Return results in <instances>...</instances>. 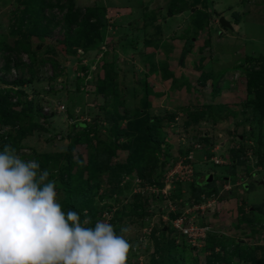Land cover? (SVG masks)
Instances as JSON below:
<instances>
[{"label":"rangeland","instance_id":"374dc122","mask_svg":"<svg viewBox=\"0 0 264 264\" xmlns=\"http://www.w3.org/2000/svg\"><path fill=\"white\" fill-rule=\"evenodd\" d=\"M27 1L0 0V44L16 48L17 44H25L36 52L34 62L27 51L0 49V92L8 91L12 102L20 98L37 99L41 107L44 94L50 106L58 108L63 104L66 111H54L47 119L50 130L36 129L25 139L26 146L33 148L38 156L51 155L50 158L65 166L69 163L63 157L68 146L79 143L73 154L71 176L77 180L75 161L79 157L84 162L89 159V153L100 142L96 134L107 143L113 140L112 124L103 121L95 126L96 116L103 118L115 110L125 115L124 107L131 116L141 112L140 116L150 117L166 143L159 159L165 161L161 169L163 186L129 175V179L126 177L120 183L124 188H118L104 174L100 177V188L94 189L93 201L81 211L87 210L89 214L92 208L97 209L101 211L97 220H106L115 228L130 229L125 237L134 247L129 250L126 264H151L153 257L159 258L158 246L166 249L167 241L173 238L183 253L181 257H186L185 264H206V256L212 251L207 249L208 242L214 237L226 244L243 239L241 247L261 258L264 148L260 153L258 141L248 138L252 132L258 136L259 126L249 118L250 94L245 71L253 65L246 59L248 56H264V0H71L75 10L84 11L95 5L106 7L107 25L101 31L102 39L94 38L88 46L69 45L65 40L64 18L69 0H47L44 22L49 26V35H28L29 24L26 21L23 25L21 21ZM172 9L176 11L171 12ZM235 13L240 14L238 20ZM221 16L232 27L224 26ZM200 18L208 20L201 29L195 25ZM200 53L209 59L202 68H195ZM104 60L113 62L119 69L114 79L107 77L108 72L102 66ZM7 63L9 69H5ZM202 70H212L220 86L230 87L222 91L220 98L226 108L221 117L215 119L207 112L196 124L185 127L191 114L206 110L208 103L215 105L211 97L212 79L206 85L197 80ZM56 74L58 77L52 78ZM20 75H32V82L22 86L8 82ZM51 87L54 90L46 93ZM21 91L25 92L23 96ZM170 113L176 117L168 124L163 118ZM34 119L38 120L36 114ZM78 122H88V129L80 125L73 131ZM128 122L129 119L123 118L117 124L122 129ZM73 133L78 138L89 134L93 144L77 142L69 137ZM262 135L264 139V129ZM119 138L120 143L134 141L126 135ZM196 138L204 139L206 145L192 149ZM242 144L246 149L241 159L246 162L238 168L236 180L230 179L229 167L214 162L222 158L227 164V157ZM210 153L216 156L215 161L209 157ZM127 155L128 151L121 149L114 160L124 161ZM209 174L214 175V180L200 188L197 201L191 194L195 181L206 185ZM67 176L69 179L70 174ZM244 183H251L252 188L249 190ZM210 187L218 191L209 194ZM138 193L142 197H135ZM66 198L67 192L62 188L59 203L63 204ZM135 200L144 204L147 215L120 219L121 212L133 208ZM199 200L204 202L203 209L196 208ZM172 213L176 216L172 217ZM183 218L197 221L198 229L191 231L193 236L183 234L180 221ZM233 260L239 259L233 257Z\"/></svg>","mask_w":264,"mask_h":264},{"label":"trees","instance_id":"16d2710c","mask_svg":"<svg viewBox=\"0 0 264 264\" xmlns=\"http://www.w3.org/2000/svg\"><path fill=\"white\" fill-rule=\"evenodd\" d=\"M26 3L27 6L23 10V13L21 15V21L22 24H25L26 21L28 22V35H33L36 33L41 36L49 35V26L45 25L44 22V11H46L45 9L48 3L47 0H28ZM36 7H38V11L35 10ZM66 7L68 8V10L64 19L67 28L64 32L65 40L69 45L73 44L88 46L89 43L94 40V38L99 39L102 37L101 31L107 25L105 6L95 5L93 7L85 8L84 11H82V9L75 10L74 2L69 0V4ZM174 11H176V9L171 10V12ZM152 13L155 14V11H152ZM235 15L237 16L238 20L240 14L235 13ZM207 23L208 20H204L202 18L195 21V25H197L200 29L206 26ZM22 24L21 26H19V28L24 25ZM21 45L17 44L16 48L11 47L10 45L0 44V49L9 48V51L11 52H16L18 51L17 49H20L21 51H27V53H30V57L35 62L36 52L29 50L28 45ZM199 51H202V49H200ZM208 59L209 58L204 57L200 53L198 56H196L195 68H202L204 65L207 64L206 62L208 61ZM246 59L248 60V62L253 64L252 67L248 68L245 71V75L247 78L246 88L247 92H249L250 94V98L247 101V104L251 108V116H249V118L254 122V124L257 123L259 126L258 136H256L255 133L252 132L248 136V138L256 139L258 141V151H260L261 153V150L264 148V139L262 135V129H264V56H248ZM53 63L58 66L57 62ZM102 64L103 68L108 72L107 77H111L112 79H114L115 75H117V73L119 72V69L117 68L116 64H114L113 62H105V60ZM210 64L212 65L211 61ZM9 66L10 65L7 63L5 65V69H9ZM1 69H3V67ZM98 73L99 72H96L97 76ZM213 76L214 73L212 70H202L201 75L197 78V80L201 83V85H206L208 83V80L212 79L211 97L213 99L212 102H214L215 105H213V103H208V105H206V110L196 111L191 114L190 118H188L184 124L185 127H190V125L196 124L201 117L205 116L207 112L214 116L215 119L223 115L224 109L226 108V104L225 102L221 101L220 98L222 97V91L224 89H230V87H228L227 85L225 87L224 84L220 86L218 82L214 80ZM57 77L58 74H56V76L52 78ZM32 78V75L31 77L20 75L19 77L8 80V82L22 86L25 83L32 82ZM53 90L54 88L51 87L50 89L46 90V93H50ZM20 93H22L21 96L25 94V92L23 91H21ZM11 96L12 95H9L8 91L3 92V94L0 92V126H9V129L6 134L0 133V151L3 150L4 143H9L13 147H15L18 152L22 147L26 146V144L24 143L25 139L31 134H33L36 129L50 130V125L48 124L49 122H47V119H49L50 116L56 112H53L51 114H45L42 110L43 107H41L39 102L36 101L37 99L33 101H28L20 98L17 102H12L10 100ZM5 99H8V101H6ZM145 104L148 105L147 102ZM124 111L125 115H122L117 110H115V113L113 114H104L103 118L101 116H96L97 122L94 124L95 126H100L103 121H109L112 124L111 131L113 134V140L107 143L101 140L99 133L96 134L95 138L99 139L100 142L98 145L94 146V151H91L89 153V159L84 162V159L82 157H79L78 161H75L78 165L76 171L74 172L75 175L78 176V178H76L77 180H72L71 176L72 170L74 169L73 154L76 145L79 143L75 142L74 144L68 146L63 157H66L69 163H66L65 166L60 165L59 162L50 158L51 155L38 156L37 154H35L36 152L32 148L34 150V157L40 163L41 170L49 171V179L56 181L58 193L61 192L62 188H64L65 192H67V198L65 202L61 204L62 211L67 212V210L71 209L80 213L81 218H83L84 213H81V211L85 206H88L90 202L93 201L92 199L96 193V190L94 189L96 188L98 190L100 188V177L104 174H107L109 182L112 185H117L118 188H124L120 187V183L122 179L126 177L127 179H129V175L133 178L140 177L142 180H149L151 184L153 182H158L160 186L164 185V181L161 180V178L163 179V170L161 169L162 165H165V161L163 160L159 162V159L160 152H162L164 144L166 143L164 142L163 138H161L159 132L156 131L155 124L151 122L150 117L140 116L141 112L137 116H131L128 108L125 107ZM35 114L36 116H38V120L34 119ZM175 117L176 115L174 113H170L167 115V117L163 119L165 121L167 120L169 124V122L173 121ZM123 118L129 119V122L125 128L121 129L119 128L117 122L120 123V120H122ZM80 125H82V128L88 129L89 123H75L73 126V131L77 126ZM120 135H126L129 137V139H134L133 143H120ZM69 137L74 138V140H76L77 142L83 141L89 143L90 145L93 144V137H90L89 134H85L84 138H78V136L73 133L70 134ZM242 137L245 136L243 135ZM202 140L204 141V143L202 142ZM202 140L196 138L191 144L192 149L196 147L199 148L200 146H205V140ZM167 147L169 146L167 145ZM245 147L246 146L242 144V147L233 150L232 155L227 157V164L214 162L215 164H222L228 166V172L230 174L229 177L231 179L236 180V176L239 175L238 168L241 166L242 163L246 162L245 160L241 159L242 153L245 152ZM121 149L128 151L126 160L115 161L114 159L117 157L118 151ZM212 156V153H210L209 157L212 158ZM156 171H158L159 175H161L160 177L156 176ZM69 174L70 177L68 179L67 175ZM65 184H67V186H65ZM201 184L203 183H201L199 180H196L195 187L193 186L191 193L197 201L199 198L198 194L201 190L200 188H202V186H207L208 184H210V182L206 185ZM244 184H246L249 190L252 188L251 183ZM217 191L218 190L213 189V187H210L209 191L207 192L211 194ZM135 197L142 196L140 195V193H138ZM143 206L144 204L141 201L138 202L137 200H135L133 208H131L129 211L125 210L124 213L121 212L122 215L119 216L120 219H123L125 216H128L130 218H133L134 216L145 217L147 215V212ZM98 213L101 214V211H98L97 209L93 208L89 212L88 217H90L91 219L89 227L95 226ZM171 216L175 217L176 214L172 213ZM115 230L117 234L120 233L119 228H115ZM162 233L165 234V231L162 230ZM152 236H154V232L152 233ZM215 238L216 237L213 238L214 241L211 238L210 242H208L207 249H211L212 251L208 256H206L208 260L206 264H222V261L224 262V264H226L227 262L229 264H264V248L262 251L263 256L259 258L256 253L255 255H250L249 251H246L241 247V245L244 244L243 239L235 240L232 244H226L225 242H221L219 240H216ZM164 241L165 240H163L162 242ZM167 243L168 246L166 247V249L164 248L161 250L162 246H158V250L156 252H159V258L153 257L151 264H185L184 260H186V257H181L183 253L180 252L179 245L176 244L175 239H170L167 241ZM186 247L189 250V246ZM217 248L218 250H216ZM258 248L262 247H253V249ZM233 257H238L239 260L235 262L233 260Z\"/></svg>","mask_w":264,"mask_h":264},{"label":"clouds","instance_id":"9594fccd","mask_svg":"<svg viewBox=\"0 0 264 264\" xmlns=\"http://www.w3.org/2000/svg\"><path fill=\"white\" fill-rule=\"evenodd\" d=\"M49 176L38 160L22 159L15 147L3 144L0 264H126L134 247L125 237L130 229L122 226L117 234L112 223L99 219L89 227L87 210L83 218L62 211L56 181Z\"/></svg>","mask_w":264,"mask_h":264},{"label":"built area","instance_id":"2783aa9c","mask_svg":"<svg viewBox=\"0 0 264 264\" xmlns=\"http://www.w3.org/2000/svg\"><path fill=\"white\" fill-rule=\"evenodd\" d=\"M47 89H50V88H47ZM46 92V90H45ZM43 102H42V105H43V110L46 111V114H51L53 113L54 111H61V110H65L66 111V106L62 104V106H58V108L55 106V107H52L50 106V103L48 102V96L44 95L43 94ZM31 99V96L29 97ZM63 110V111H64ZM9 129V126L8 125H1L0 126V133H3V134H6L7 131ZM58 138H61V135L60 134H57ZM18 154L21 155V158L22 159H25V160H28V159H36L34 157V150L31 148V147H28V146H25V147H22L19 151H18ZM214 160H216V156L213 157ZM217 163H220V162H225V160H223L221 158L220 161L216 160ZM200 204H196V208L199 209H203L205 207L204 205V202L201 200H199ZM208 206H210V204H207ZM182 222L181 224V229H182V232L184 234H187L189 236H193L191 231L193 230H197L198 229V224H197V221L194 219V218H183L182 220H180ZM178 223V220L176 221Z\"/></svg>","mask_w":264,"mask_h":264},{"label":"water","instance_id":"95a60500","mask_svg":"<svg viewBox=\"0 0 264 264\" xmlns=\"http://www.w3.org/2000/svg\"><path fill=\"white\" fill-rule=\"evenodd\" d=\"M220 21L224 26L232 27L231 23L228 20H226L225 16H221ZM212 180H213V175L209 174L208 181L211 182Z\"/></svg>","mask_w":264,"mask_h":264}]
</instances>
